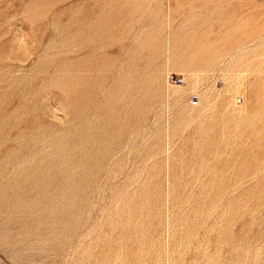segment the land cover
Returning <instances> with one entry per match:
<instances>
[{
    "label": "rangeland",
    "instance_id": "374dc122",
    "mask_svg": "<svg viewBox=\"0 0 264 264\" xmlns=\"http://www.w3.org/2000/svg\"><path fill=\"white\" fill-rule=\"evenodd\" d=\"M0 264H264V0H0Z\"/></svg>",
    "mask_w": 264,
    "mask_h": 264
},
{
    "label": "bare ground",
    "instance_id": "6f19581e",
    "mask_svg": "<svg viewBox=\"0 0 264 264\" xmlns=\"http://www.w3.org/2000/svg\"><path fill=\"white\" fill-rule=\"evenodd\" d=\"M32 80V79H31ZM33 83V82H32ZM19 85V84H18ZM29 91V90H28ZM27 95V94H26ZM45 100V99H44ZM61 117V116H60Z\"/></svg>",
    "mask_w": 264,
    "mask_h": 264
}]
</instances>
